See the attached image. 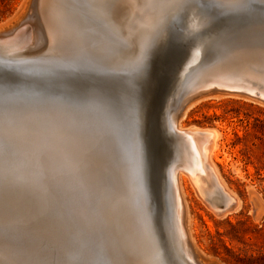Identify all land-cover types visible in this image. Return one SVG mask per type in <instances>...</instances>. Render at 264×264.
Wrapping results in <instances>:
<instances>
[{
  "label": "bare ground",
  "instance_id": "bare-ground-1",
  "mask_svg": "<svg viewBox=\"0 0 264 264\" xmlns=\"http://www.w3.org/2000/svg\"><path fill=\"white\" fill-rule=\"evenodd\" d=\"M37 1L39 2L41 11V22L45 25V36L42 35L41 40L43 49L39 51V53L37 52L36 54L27 56L23 52L24 48L31 47V45L37 41L40 34L38 32L39 26L34 28L32 21L25 20L29 12L31 13L33 11V8L32 11H30L31 8H29L28 0L19 13L18 18L0 24V64L4 61L19 59L32 61L37 65L65 62L70 56V51L63 43L58 42L54 35L57 31H61L68 33L72 37V49L76 54L86 55L90 49H118L115 58L105 70L117 76L120 74H128L130 78L132 66L143 53L146 44L153 40L154 27H151L155 23L157 16L160 15L161 9H166L163 5L170 2L172 3L174 0H142L143 3L157 4L160 6L148 10L147 22H142L139 18L140 13L136 9H133L132 14H130V19L127 20V24L124 27L125 35L122 34L126 37L122 35L121 37L120 34L114 37L104 35L100 29L102 21L96 18L94 9L79 7L72 9V16L75 18V21H78L74 22L73 20L64 19L63 10L58 7L61 4L69 2L80 5L95 3L96 0ZM217 1L219 3L225 2V0ZM34 6L32 5V7ZM197 10L198 9H196V11ZM192 13L195 14V12ZM185 14L186 11L185 13L180 12L174 17L175 19L173 18L174 20L172 19L173 21L169 22L167 27L169 31L173 30V34L176 35L175 38H177L178 34V42L184 40L186 36H190L188 34L181 35L185 30ZM32 15L33 14H31L30 17ZM35 15H37V13H35ZM33 17L35 16L33 15ZM204 25L207 26L206 23H204ZM193 29L192 26L190 30L192 31ZM145 32H147V36L145 39H142L143 41L140 40L142 41V49L138 56L131 61L124 59L120 60L121 55H123V53L127 51L128 46H130V35L135 36L138 34L141 36ZM198 36L201 37L200 34H198ZM201 38V40H204L203 36ZM189 39L191 38L189 37ZM169 43L175 46L176 41L173 36H169L168 44ZM183 43L182 41V43L179 44L180 48ZM229 43H231L229 45L230 47L227 46V48L237 47L232 40L229 41ZM189 44H191V42ZM187 45H185V47H189V45ZM177 47L179 46L177 45L176 48ZM190 48L189 50H191ZM235 49L231 51V55L228 56V59L221 60L217 57H213L212 59L204 61V64H195L194 62L196 60H192L190 64L183 65L184 67L181 68V72L179 71L180 69H178L179 67H174L176 73H174L172 78L176 80L177 73L179 72L178 80L185 77L184 82H186L187 85L184 87V91H176L180 86V81H176V89L167 94L164 101L166 102V113L165 117L161 118L160 129H158L157 126V131L154 132L153 130L155 113H152L151 117H149L144 150L148 159L151 194H153V186L156 184L152 182V177L155 178L156 167L159 163L157 144L162 143V139L165 135L169 134L173 143L170 141L171 144H168L170 147L173 146V148L167 149L165 146L167 151L165 155L166 163L163 164V172L170 177L169 180L173 193L174 209L177 216L175 223L176 227H174V225L172 226L176 229L178 228L177 234H179L180 243H182V245L178 244V241H175L178 237H170V232L171 235L173 232L175 234V230L170 231L163 222L156 224V217L154 216L153 236L155 241L163 245L164 251L162 255L153 247L152 243L145 235L143 222L137 212L134 169L132 163L135 150L134 138L131 132L133 117L131 110L127 107L124 109V123L111 124L102 113L96 111L77 116L66 112L63 106L57 103H50L43 109H40L38 108L40 103H29L40 101L36 99L28 100L27 98L21 99L19 103L22 104L24 108L16 117V155L12 161L17 178L21 183L42 180L45 188H47V191L42 192L46 202L55 203L62 197L86 202L93 195L87 187L90 180L75 174L72 168V160L57 150L56 144L58 143L59 137L57 121L65 126L77 119L85 125H102L108 128L111 133L108 152L112 161V174L116 180L117 186L115 190L107 191L102 194L98 193L97 196L101 202L97 207L85 212L82 219L85 224L97 228V230H99L101 224L104 226V231L97 239V245L102 249L109 247L114 249L113 255L109 257L108 264H209L201 258L196 248L197 246L194 244V239L192 238L191 224L189 221L190 217L186 201L187 194L183 181L187 176H191L192 180H203V184L201 182L199 183L202 186L198 184L199 186H197V188L201 186L200 188L203 190L202 193L208 196L212 202L213 199L218 198L217 200H220L224 206L237 204L240 199L238 201L237 199L239 197L237 196L236 199L232 190L229 189L217 166V162L220 161L218 156L220 132L216 128H204L196 125L184 128L182 126V120L185 118L187 111L202 100L235 95V97L249 98L251 101L256 102L258 100L251 96H255L259 91L261 98L264 99V90H260L248 83H239L232 79L233 76L236 77L240 74H245L254 78L257 77L258 72L255 71L253 67H263L264 59L259 55L248 53L242 49ZM179 50H177V52L180 53ZM194 50L191 56L192 59L195 55ZM183 53L185 54L184 51ZM229 53L230 52H227L223 56ZM223 56L220 58H223ZM179 64L177 66H180ZM169 71L170 70H168V72ZM191 86L192 88L190 89ZM22 100L25 101L24 104L21 103ZM260 103L262 104L264 102ZM152 132L154 133L153 135ZM41 151L47 154L46 158L43 160H41L39 155ZM161 166L162 164L159 165L160 168ZM165 174L160 178V181L164 185V189ZM205 195L202 194L204 197ZM155 206L152 203L153 215L159 212L157 203H155ZM235 207L238 208V206ZM14 208L17 213V219L22 223H25L32 215L33 210L31 208L30 198L24 191H21L15 197ZM172 224H174V222ZM67 227L69 235L72 238L81 242L85 241L86 238L79 232V226L68 224ZM161 231L163 232L162 237ZM120 250H123V254L120 253ZM117 254L121 256L120 258L118 257L119 260L122 258L125 260H121L120 263L116 259ZM0 264H4V255L2 252H0ZM68 264H75V261L70 258Z\"/></svg>",
  "mask_w": 264,
  "mask_h": 264
},
{
  "label": "snow or ice",
  "instance_id": "snow-or-ice-1",
  "mask_svg": "<svg viewBox=\"0 0 264 264\" xmlns=\"http://www.w3.org/2000/svg\"><path fill=\"white\" fill-rule=\"evenodd\" d=\"M157 4L142 0H96L95 3H64L66 20H73L72 9L91 8L102 21L100 29L106 36L118 35L124 21L136 9L140 20L147 22V13ZM163 7L169 10H187L190 5L173 2ZM209 9L206 25L211 27L217 9H227L231 23L221 31L231 33L238 48L264 59V0H225L222 3L202 5ZM165 20L154 27L153 40L146 44L140 57L128 74L114 75L105 69L115 58L118 49H90L88 54H76L72 49V37L57 31L54 35L70 51L63 63L37 65L23 59L4 61L0 64V252L4 264H108L113 248H100L99 235L104 231L83 222L85 212L101 202L97 194L116 189L112 174V161L108 146L110 130L104 126L85 125L73 120L67 126L57 121L59 131L56 148L72 160L73 172L90 180L88 190L93 195L86 201L61 198L55 203L46 202L42 192L47 191L42 180L21 183L12 165L16 155V117L23 111L19 103L23 98L40 101L43 109L50 103L62 105L68 113L82 116L92 111L102 113L111 124L124 123V109L132 113L131 132L134 138V183L137 212L144 225V232L153 247L162 255V243L155 241L153 233L152 194L148 159L144 150L149 108L145 94L149 82L150 55L163 35ZM41 160L46 153H39ZM21 191L30 198L32 215L25 223L17 219L15 197ZM168 210L164 209L165 220ZM160 220L157 216L156 224ZM68 224L79 226L86 239L81 242L69 235ZM163 232L161 231V237ZM123 254V250H120Z\"/></svg>",
  "mask_w": 264,
  "mask_h": 264
},
{
  "label": "rangeland",
  "instance_id": "rangeland-1",
  "mask_svg": "<svg viewBox=\"0 0 264 264\" xmlns=\"http://www.w3.org/2000/svg\"><path fill=\"white\" fill-rule=\"evenodd\" d=\"M26 2H28V0H0V24L18 18V15L24 8ZM33 2V0H29L28 5L29 8H31L30 11H32V8L33 11L31 13L29 12L25 20L32 21L34 28L39 26L38 32L42 34H39L37 41L31 45V47L33 46L32 48H24L23 52L26 56L36 54L37 52L39 53V51L43 49L41 40L42 35L45 36V25L41 22L42 19L39 2L37 0L34 4ZM173 2H177V0H174ZM178 2L183 3L184 0H178ZM184 3L190 5L187 10L161 9L162 11L160 15H158L159 17L157 16L155 23L151 27H155L160 21L165 20L166 18L163 35L150 55L151 72L149 82L145 88L150 117L152 113H155L154 132L157 131V126L158 129H160L161 118L165 117L166 113V102L164 101L167 94L176 89V81H180V86H177L178 88L176 91H184L183 89L187 85V83L184 82L185 77L178 80L179 72L177 73V78L175 76L176 80L172 78L174 73H176L174 67H179L178 69H180L179 71L181 72V68L186 64H190L192 60H196L194 62L195 64H204V61L212 59L213 57H217L221 60L228 59V56L231 55V51L238 48H227V46L231 44L229 41H233L231 33L227 30L221 31V27L231 23L229 19L230 14L226 8L216 10V15L213 18L211 27L204 25L209 17V9L202 7V5L219 3L217 0H185ZM6 5L7 7L9 6L10 9L3 13ZM32 5L35 6L32 7ZM196 9L198 10L196 11ZM185 11V30L181 35L188 34L190 36H186L188 38L185 37V39L182 40L184 43L180 48L179 44L182 43V41L178 42V34L177 38H175L176 35L173 34V30L169 31L167 27L169 22L175 19L174 17L180 12L185 13ZM192 12H195V14ZM35 13H37V15H35ZM31 14L35 17H33V15L30 17ZM128 19H130V15L123 22L124 27L127 24ZM192 26L194 29L191 31L190 28ZM124 27L119 33L120 36L122 34L125 35ZM198 34H200L201 37L203 36L204 40H201L202 38L199 37ZM146 36L147 32L143 33L141 36L138 34L135 36L130 35V46H128L127 51L121 55L120 60L124 59L131 61L138 56L142 49V39H145ZM169 36H173L176 41L175 46H173L176 47L178 45L179 47L174 48L173 50L169 48L172 46V44H168ZM189 37L191 39H189ZM190 42L191 44H189ZM187 44L189 47H185ZM189 48L191 50H189ZM176 49H180V53H183L184 51L185 54H180ZM193 50L195 51V55L192 59L191 56ZM227 52L230 53L223 56ZM8 53L11 54L10 52ZM221 56H223V58H220ZM180 60L183 61L181 62ZM178 64L180 66H177ZM263 68L264 66L257 68L253 67V69L258 72V76L255 78L240 74L236 77L233 76L232 79L239 83H248L260 90H264ZM168 70L170 71L168 72ZM191 88L192 86L190 89ZM228 96L222 98H210L202 100L198 102V104L196 103L187 111L185 118L182 120V126L184 128L196 125L204 128H216L220 132L221 135L219 138L218 149L220 161L217 162V166L229 189L232 190L236 199L237 196L239 197L237 199L238 201L240 199L237 204H233L234 206H224L220 200H217L218 198L213 199V203L208 196L202 193L203 190L200 188L202 185L199 183L201 182L203 184V180H192V177L189 175L190 177L187 176L183 181L187 194L186 201L190 217L189 221L191 224L192 238L194 239V244L197 246L196 248L198 249L201 258L209 264H229L224 259L231 256L228 249L244 255L243 251L257 253L259 248H264V105L257 101L253 102L249 98L247 99L243 97V99L242 97H235V95H230L231 97ZM146 131L148 130L146 129ZM153 134L154 133L152 132V135ZM170 141V135L166 134L162 139V143L157 144L158 152H156L159 156V163L156 167L155 178L152 177V182H154V184L156 183L153 186L152 203L154 206L155 203L159 206V212H157V214L155 213L156 215L154 214L153 216L156 218L158 216L160 222H163L164 225L167 226V229L169 228L170 231L175 230V234H177L178 228H174L176 227L175 223L177 216L174 209L175 206L169 180L170 177L163 172V164L166 163V151L167 149L173 148V146L170 147L168 144H171V142L173 143V141ZM160 164H162L161 168L159 167ZM163 174L166 175H164L165 189L163 183L160 181ZM198 184L201 185L199 188H197V186H199ZM202 194L205 195V197L202 196ZM235 206H238V208ZM165 208L168 210L166 220L164 216ZM173 222L174 224H172ZM172 225H174V227ZM175 234L173 232L171 235L170 232V237H178L177 239L179 240L175 239V241H178V244L182 245V243H180L179 234ZM118 257L120 258L121 256L119 254L116 256V259L119 262L125 260L124 258L119 260Z\"/></svg>",
  "mask_w": 264,
  "mask_h": 264
},
{
  "label": "trees",
  "instance_id": "trees-1",
  "mask_svg": "<svg viewBox=\"0 0 264 264\" xmlns=\"http://www.w3.org/2000/svg\"><path fill=\"white\" fill-rule=\"evenodd\" d=\"M5 7L6 8L3 13L9 11L10 9L9 6L7 7V5ZM228 251L231 253V256L224 259L229 264H264V248H259L257 253L243 251L244 255L241 253H235L231 249H228Z\"/></svg>",
  "mask_w": 264,
  "mask_h": 264
},
{
  "label": "water",
  "instance_id": "water-1",
  "mask_svg": "<svg viewBox=\"0 0 264 264\" xmlns=\"http://www.w3.org/2000/svg\"><path fill=\"white\" fill-rule=\"evenodd\" d=\"M33 1H36V0H33ZM34 3H35V2H34ZM174 48H176V47H173V46H172V47H171V50H173ZM260 95H261V94H260V91H259V92H257V93H256V95H255V96H251V95H250V96H251V97H254V98H256V99L259 101V103H260V102H264V99H263V98H261V96H260ZM24 99H25V98H24ZM27 99H28V100H30V99H32V98H27ZM258 101H257V102H258ZM21 103H23V104H24V103H25V101H24V100H22V101H21ZM29 103H40V102H29ZM263 104H264V103H263Z\"/></svg>",
  "mask_w": 264,
  "mask_h": 264
}]
</instances>
